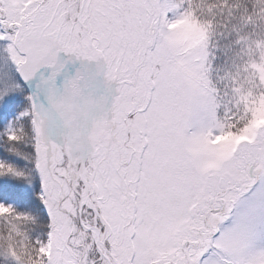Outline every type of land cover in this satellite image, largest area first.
<instances>
[{
	"label": "snow or ice",
	"instance_id": "6c2138e0",
	"mask_svg": "<svg viewBox=\"0 0 264 264\" xmlns=\"http://www.w3.org/2000/svg\"><path fill=\"white\" fill-rule=\"evenodd\" d=\"M0 264H264V0H0Z\"/></svg>",
	"mask_w": 264,
	"mask_h": 264
}]
</instances>
